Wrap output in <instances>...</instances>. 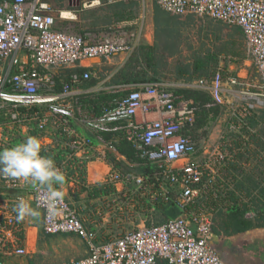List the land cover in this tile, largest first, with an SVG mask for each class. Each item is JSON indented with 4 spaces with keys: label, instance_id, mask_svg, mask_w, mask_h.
Segmentation results:
<instances>
[{
    "label": "built area",
    "instance_id": "obj_1",
    "mask_svg": "<svg viewBox=\"0 0 264 264\" xmlns=\"http://www.w3.org/2000/svg\"><path fill=\"white\" fill-rule=\"evenodd\" d=\"M154 2L171 15L208 16L240 27L263 82V90L258 94L264 97V0ZM90 3L87 0L85 4ZM51 11L48 0H0V62L11 61L9 71L0 74V102L14 103L16 110L11 111V116L20 123L36 120L39 128L44 129L51 117L56 119L67 134L70 153L55 165L64 179L73 181L82 176L91 158L89 150L94 148L90 138L77 136L72 127L78 109L75 86L90 79L93 73H71L69 81H65L58 92L56 78L50 69L82 60L109 59L118 53L132 52L137 44L132 39L134 35L122 25L110 27V32L96 41L83 34L58 29ZM23 51L25 55L21 57ZM15 65L18 70L12 72ZM227 80L238 82L232 76ZM197 86L210 87L216 102L223 103L225 88L221 71L210 81L200 79ZM128 88L131 89L129 93L112 109L99 116H82L80 122L97 133L108 149L114 147L113 140L105 139L103 133L122 131L141 156L158 168L156 176L161 181L160 190L144 176L134 178L138 189L151 188L168 200L170 189L176 187L175 202L181 214L161 224H145L98 244L96 232L85 226L59 186L53 185L60 196L52 198L38 183L1 176L0 195L7 192L14 197L0 198L6 201L0 202V255L27 253L23 222H17L13 209L18 198L25 200L24 193H29L35 205L44 211L43 229L47 234L73 233L82 237L89 247L87 257L63 264H159V261L165 264H227L211 244L213 211L200 200L201 195L210 192L215 178L209 161L199 163L192 159L197 147L186 133L195 122L191 101L171 91L164 82ZM33 106L38 108L32 114H22L18 109ZM250 111V106H243L238 114L246 116ZM109 178L122 179L118 172L111 173Z\"/></svg>",
    "mask_w": 264,
    "mask_h": 264
},
{
    "label": "crops",
    "instance_id": "obj_2",
    "mask_svg": "<svg viewBox=\"0 0 264 264\" xmlns=\"http://www.w3.org/2000/svg\"><path fill=\"white\" fill-rule=\"evenodd\" d=\"M90 1L91 3L86 5L87 0H48L52 9L51 13L56 18V28L83 34L93 38L89 40L96 41L106 35L110 27L122 25L134 35L132 39L138 45L141 43V38L135 31L139 27L143 35L142 39H144L142 42L154 43V11L157 5L154 0H139L134 7L135 16L124 20H119L116 16L117 12L121 14L116 10V4L123 1ZM130 1L135 0H127L124 3ZM224 24L236 27L238 37L244 39H237L239 41L235 44H238L240 48L241 44L245 46V52L234 49L235 52L231 56L222 53L224 51L212 54L217 56L218 62L216 70L207 80H212L217 71L222 72L225 88L223 103L216 102L210 87L197 86L202 78L181 79L172 83L162 79L161 82L174 90L198 89L201 94H204L202 99L208 96L212 98L210 102L204 104V118L194 125V129L189 134L197 147L192 159L199 163L209 161L210 170L215 178L210 192L207 195H201L200 199L213 211L211 244L227 264H264V97L258 94L263 90V82L240 27ZM132 52L118 53L113 57L126 56L125 62L129 53ZM24 55L25 51L22 52L21 57ZM114 58H109L107 61H112ZM101 59L82 60L66 67L51 68V73L61 86L59 89L56 85L55 90H62V85L67 81L71 72L91 71V68L94 69L101 65ZM10 67V59L1 61L0 74L9 71ZM17 70V65L12 66V72ZM230 76L235 77L238 82L235 84L229 82L227 78ZM99 84L100 82L90 87H83V84L76 85L75 92L78 95L75 97L77 99L79 96L93 97L95 94L107 90L112 91L115 88L103 82L102 87L98 89ZM243 106H250L251 111L246 116L238 114ZM94 111L93 108L78 104L77 118L72 121L73 130L77 136L90 138L94 143V148L89 150L88 154L91 158L83 169L82 176L73 181L65 180L68 182V187L72 188L74 197L66 189L62 193L75 208L85 226L96 232L97 243L102 244L147 224L150 220L148 216H152L151 221H153V215H157L158 210L150 207L149 202L156 201L159 195L151 188L138 189L134 178L144 176L142 174H133L130 178L125 177L126 179L122 178L120 181H113L109 178L113 172L121 173L108 161V154H114L119 160L125 157L115 147L108 149L97 133H93L80 122V117L94 115ZM137 119H140V116ZM54 120L51 121L57 123ZM27 122L14 121L23 129L28 125ZM117 132L120 131L107 133L112 135V140L113 137L118 140ZM47 139L51 141L50 138L45 137L43 139L45 143L49 142ZM132 180L135 185H131ZM2 183L0 176V188L3 186ZM24 194L26 202L40 214L38 218L26 217L22 221L25 230L24 246L27 253L25 255H0V264H42V262H45L43 264H63L83 259L89 255V247L79 235L73 233L46 234L43 229L44 211L35 205L32 195ZM6 197H14V194L6 192V195H0L3 200ZM72 201L77 202L73 204ZM99 201H113L116 204L106 209L105 206L99 204ZM117 209L121 210V216L115 219L116 217H112L110 213L115 215ZM126 222L130 224L129 228L123 225ZM74 244L77 247L73 248ZM58 246L66 249L63 257L53 253L54 250H58ZM42 254L48 257L42 258L44 256ZM52 256L57 259L52 260ZM59 258L64 261L61 262ZM159 264L165 263L159 261Z\"/></svg>",
    "mask_w": 264,
    "mask_h": 264
},
{
    "label": "trees",
    "instance_id": "obj_3",
    "mask_svg": "<svg viewBox=\"0 0 264 264\" xmlns=\"http://www.w3.org/2000/svg\"><path fill=\"white\" fill-rule=\"evenodd\" d=\"M139 0L130 1L129 3H118L116 4V10L120 11V13H116V16L119 20L131 19L135 16V4H138ZM177 18L178 16L171 15L168 12L164 11L159 5H156L154 11V24H155V42L153 44H149L147 42L139 43L133 53L129 57L128 61L118 69L112 76L110 77L107 85L115 86L112 91H103L98 94H95L93 97H83L79 96L77 102L81 106H88L93 108L94 115L99 116L104 111L108 109H112L131 89L128 86L133 85V88H137L140 84L149 83V82H161V65L160 62V52L161 49H168L169 45H173L172 39L176 37V29H177ZM217 56L208 54L206 57L197 58L193 63L192 72L187 68L185 72L190 73V76H194L189 78L192 80L193 78H206L210 79V76L214 73L210 74L211 69H216L217 66ZM83 72V71H82ZM81 72V73H82ZM73 73V72H71ZM67 77V81L70 79V75ZM88 79L83 81V87H90L95 85L98 81L95 79ZM59 89V83L56 84ZM58 89V90H59ZM170 89V88H169ZM176 94L182 95L184 98L190 100L191 106L194 108V124L192 127L187 129L186 133L190 134L194 129V125L198 124L202 118L205 116V108L204 104L210 102L212 98L208 96L205 99L199 98V96L195 95L192 92H200L198 89L193 88H180L177 90L170 89ZM59 92V91H58ZM2 107L8 109L9 115H11L12 110H16L14 103L11 102H3ZM1 104V102H0ZM38 107H19V111L22 114H32L37 110ZM1 109V106H0ZM8 114V113H7ZM32 122H30L31 124ZM37 123V122H36ZM59 131L63 138V148L57 147L56 149L51 147L42 148V155L52 158L55 162L60 163L66 158L70 153V148L67 146L66 142L68 140L67 134L63 132L62 127L59 126ZM41 129V128H40ZM43 130V129H42ZM118 140L113 137V146L124 155L125 159H118L114 154H108V161L113 165L116 170H119L122 178H130L133 174H142L147 178V182L153 183L155 189L160 190L159 184L160 180H157V172L158 168L156 164L148 161L147 159L141 156L139 150H137L132 143L127 141L123 135V132H117ZM105 139H111L112 135L109 133H103ZM64 156V157H63ZM126 179V178H125ZM134 180H132L131 185ZM177 194V188L172 187L169 191V199L165 200L162 197L158 196L156 201L149 202L150 207H154V210H158L157 215H153L154 224H161L170 218H174L181 214V209L177 206L175 202V197ZM70 203V201H68ZM150 220H148L147 224H152L151 217L148 216ZM46 233V232H45ZM47 234V233H46Z\"/></svg>",
    "mask_w": 264,
    "mask_h": 264
},
{
    "label": "rangeland",
    "instance_id": "obj_4",
    "mask_svg": "<svg viewBox=\"0 0 264 264\" xmlns=\"http://www.w3.org/2000/svg\"><path fill=\"white\" fill-rule=\"evenodd\" d=\"M177 21L176 37L175 39L171 40V42L173 41V45H171L170 43L168 49L162 48V51L159 55L160 62L162 61L161 65H163L160 70L161 76L168 82H177L181 79L189 80V78L194 77L190 76V73L185 72V70L189 68V70H191L190 72H192L193 63L197 58H204L210 53L213 54L219 51H224L222 53L231 56L235 52L234 49L245 52V46L241 44L240 48L238 44H235L237 41H239L237 39H244L238 37L236 27L228 26L224 23L222 24L221 22L213 20L208 16H178ZM135 32L140 36V40L142 42V40L144 39H142L143 35L139 27ZM153 41L155 42V29ZM132 53H129L128 59ZM125 57L126 56H117L115 58L112 57L114 58L112 59V61L101 59L102 63L101 65H99V67H96L94 69L91 68V72H94L92 79L100 82L97 87L98 89L99 87H102L103 82L107 83L109 81V75L112 76V74H114L120 67L124 66V64L128 61V59H126V61L124 62ZM120 64L121 66L119 67ZM215 70L216 69H211L210 74ZM100 90H98V92ZM192 93L199 96L200 98H204V94H201V92ZM3 102L4 101H2L0 104V150L21 143L28 136L38 137L42 142V148H45L46 146L53 149L55 148L56 152L58 151L57 147L63 148V138L59 131L60 128L58 123H54L51 121L54 120L53 118H50L47 127H45L43 130L39 128V123L36 120L28 121V125L25 127V129H23L19 125H16L17 123H14L12 116L9 115L8 109L2 107V104H4ZM30 122L32 123L30 124ZM45 137L50 138L51 141L47 139V141L49 142L45 143L43 140ZM65 180L66 179H64L63 183H57L54 185L61 187L62 191L66 189L69 194H73L72 188L68 187V182H66ZM76 202L77 201H72L73 204H76ZM99 204L105 206L107 209L110 208L111 205L116 204V202L99 201ZM120 211L121 210L117 209L115 215L112 212L110 213V215L112 217H116L115 219H117L119 216H121ZM150 217L152 218V216ZM151 222H155V220L153 219V221ZM123 225H126V228H129L128 225L130 224H127L126 222ZM131 225L133 224L131 223ZM58 247V250H54L53 253L61 255L60 257H63L62 255L66 253V249L61 248L60 246ZM74 247H77V245L74 244L73 248ZM68 249L70 250L71 248ZM44 257H48V255L45 254L44 256H42V258ZM55 258L57 259V257H51L52 260H54ZM43 260L44 259H42V261ZM59 260L61 262L64 261L61 258H59ZM46 262L48 261L46 260ZM43 263L45 262H42V264Z\"/></svg>",
    "mask_w": 264,
    "mask_h": 264
},
{
    "label": "clouds",
    "instance_id": "obj_5",
    "mask_svg": "<svg viewBox=\"0 0 264 264\" xmlns=\"http://www.w3.org/2000/svg\"><path fill=\"white\" fill-rule=\"evenodd\" d=\"M42 153V142L38 137L28 136L23 142L0 150V176L13 180L27 181L45 187L52 198L60 196L53 187L63 183L64 175L56 167L55 161ZM17 222L26 217L38 218L39 212L23 198L15 205Z\"/></svg>",
    "mask_w": 264,
    "mask_h": 264
},
{
    "label": "bare ground",
    "instance_id": "obj_6",
    "mask_svg": "<svg viewBox=\"0 0 264 264\" xmlns=\"http://www.w3.org/2000/svg\"><path fill=\"white\" fill-rule=\"evenodd\" d=\"M94 2V1H93Z\"/></svg>",
    "mask_w": 264,
    "mask_h": 264
}]
</instances>
